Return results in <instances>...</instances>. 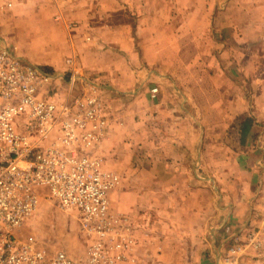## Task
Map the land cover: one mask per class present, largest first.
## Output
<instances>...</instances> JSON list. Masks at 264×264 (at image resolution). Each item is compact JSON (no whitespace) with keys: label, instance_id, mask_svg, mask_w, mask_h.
<instances>
[{"label":"crops","instance_id":"crops-1","mask_svg":"<svg viewBox=\"0 0 264 264\" xmlns=\"http://www.w3.org/2000/svg\"><path fill=\"white\" fill-rule=\"evenodd\" d=\"M184 1L190 11L183 21L177 10L184 8ZM53 2L67 26L77 24L76 40L85 34L93 41L83 50L84 77H95L112 107L103 168L126 176L111 193L110 206L129 215L136 239L121 264H217L218 249L232 244L242 215L253 204L246 189L229 211L214 185L224 184L225 175H233L231 170L251 171L249 138L257 132L255 119L263 117L264 85L255 76L260 68L231 63L212 71L199 63L195 49L199 30L204 36L219 20V14L212 15L214 0ZM125 10L138 18L134 33L122 27L125 22L106 21L109 14L123 15ZM224 21L229 28L230 17ZM182 24L190 25L191 32H184ZM54 61L45 65L55 70ZM67 79L56 82L55 92L56 87H66ZM154 88L158 93L151 98ZM228 129L245 147L232 149L225 143ZM139 143L143 161L137 167L132 165V152ZM213 151L221 157L213 158ZM256 164L261 166V161ZM247 179L239 181L246 186L252 181Z\"/></svg>","mask_w":264,"mask_h":264},{"label":"built area","instance_id":"built-area-1","mask_svg":"<svg viewBox=\"0 0 264 264\" xmlns=\"http://www.w3.org/2000/svg\"><path fill=\"white\" fill-rule=\"evenodd\" d=\"M66 64L70 75L59 99L55 86L62 77L0 41V264H121L136 244L129 220L109 211L108 194L118 178L101 169L111 111L104 91L78 75L74 58ZM77 84L83 93L74 96ZM157 93L152 89L151 98ZM41 192L61 211L75 213L89 242L83 257L51 254L36 238L22 235ZM245 239L235 238L217 264H264L260 233ZM246 251L256 258L248 262Z\"/></svg>","mask_w":264,"mask_h":264},{"label":"rangeland","instance_id":"rangeland-1","mask_svg":"<svg viewBox=\"0 0 264 264\" xmlns=\"http://www.w3.org/2000/svg\"><path fill=\"white\" fill-rule=\"evenodd\" d=\"M214 2L216 7L212 15L218 17L219 14L220 21L217 20V24L207 27L204 36H202L203 29L199 30L200 37L195 41L196 58H199V63L204 64L212 71L217 67H228L231 63L235 67L242 64L255 65L260 68V72L255 76L262 82L261 85H264V0H214ZM206 3H210V0H206ZM223 10L228 13L225 16L230 17L229 28L228 25H222V21L226 22L224 21L225 16L220 14ZM130 11L125 10L123 15L111 13L106 17V21L109 22V25L125 22L122 27L130 29L134 33L137 31L136 19L138 20V18L132 15ZM150 11L154 12L152 9ZM189 11L184 1V8L177 10V16L183 17L184 21ZM62 17V12L53 0H0V41L13 44L17 54L27 62L41 69L48 68L50 70L48 74L63 76L64 80L66 76L70 75L71 68L66 64V61L74 58L78 75L84 77L87 71L83 67L85 65L83 60L87 57L83 50L90 48L93 41L89 40L85 34L81 36L82 40H76L77 31L75 29L78 28L77 24L72 23L71 26H67L69 23L65 22ZM258 19L259 21H257ZM246 20L247 23H244ZM182 26L184 32H191L190 25L182 24ZM224 51H226L225 55L223 54ZM237 56L238 61L235 59ZM49 60L50 62L55 60V64H53L55 70L50 65H45L48 64L45 62ZM94 78V76L87 77L89 81L96 82ZM66 82L67 80L65 84ZM82 89V86L77 89L76 85L73 95L77 96L83 93ZM55 95L56 98L63 99L66 95L65 85L60 86V88L56 87ZM103 97L106 105L110 107L111 115L110 101L105 97V94ZM262 107L263 117L258 120L256 118L254 122L258 127L257 132L249 138L250 147L248 146V149L253 152L250 158L251 166L249 165L251 171L245 173L242 170L243 175L239 170H231V174L236 175L238 179H234L233 175H230V177L225 175L224 184H217L216 182L214 185L217 195L223 196L225 203L229 204V211L233 207L234 198L242 193L244 194L246 189V192H249L253 198V204L246 212L247 215L241 217L242 225L239 223L241 227L238 226L239 229L234 231L230 241L232 243L235 238L245 242V238L252 233H260V236L263 235L262 239L264 240V105ZM236 125H238V122L234 123V126ZM106 137L102 145L101 158L103 161L101 169L103 172L111 173L118 178V184L108 194L109 211L112 214L125 216L129 220L130 227L135 235L134 225L131 223L129 215L114 211L110 206L111 193L120 187L126 176L110 168H103L106 161L104 147ZM218 139L216 138V140ZM223 139L232 149L237 147L241 150L245 147V145L239 144V136L234 130L228 129ZM142 155V144L139 143V145H135L134 152H132V165L140 167L143 161ZM211 155L213 158H220L222 154L213 151ZM257 160L261 161V166L255 165ZM245 176L248 177L247 180L252 178V181L246 182L249 184L246 186L244 181H239V178L242 179ZM235 180H237V184ZM260 222L261 225H258ZM22 235L36 238L40 246L51 254L63 252L72 259L83 257L86 245L89 243L88 240L81 237L75 213L61 211L53 201L47 199L45 192L40 193L37 210L24 226ZM228 247L218 249L217 260L222 258L224 252H221ZM246 253L245 258L248 262L256 258V255L251 256V251H246ZM252 254H254L253 251ZM262 254L264 255V245ZM248 264L253 263L249 262Z\"/></svg>","mask_w":264,"mask_h":264},{"label":"trees","instance_id":"trees-1","mask_svg":"<svg viewBox=\"0 0 264 264\" xmlns=\"http://www.w3.org/2000/svg\"><path fill=\"white\" fill-rule=\"evenodd\" d=\"M42 71H44L45 73H48L50 70L48 68H43ZM249 124H250V120L248 118H246L244 120V128H249Z\"/></svg>","mask_w":264,"mask_h":264}]
</instances>
